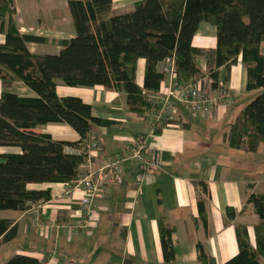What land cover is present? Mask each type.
<instances>
[{
  "label": "crops",
  "instance_id": "crops-1",
  "mask_svg": "<svg viewBox=\"0 0 264 264\" xmlns=\"http://www.w3.org/2000/svg\"><path fill=\"white\" fill-rule=\"evenodd\" d=\"M68 1L72 0H13L19 32L39 40L26 43L29 52L56 55L64 42L75 36ZM138 1L112 0L109 16L132 11ZM191 44L202 50L215 49V28L201 23ZM196 63L201 74L193 82H202L208 88L207 62L200 58ZM165 65L166 61L159 63L157 70L161 72ZM143 72L144 61L138 60L135 81L139 87L143 85ZM218 82L231 94L232 104L218 105L206 115L192 114L179 107L173 123L155 126L154 112L141 116L129 111L123 93L102 87L71 88L56 81L58 96L80 98L90 105L93 117L117 122L109 127H93L90 137L101 149L100 159L120 161L124 182L107 187L95 207L98 220L91 230L76 233L68 230L79 217L76 206L62 196V184L52 186L51 200L40 206L39 224L31 216L37 206L25 212L10 211L0 219L12 220L17 235L0 246V262L12 255H25L40 264H198L196 245L200 243L205 254L212 256L216 264H223L237 253L234 228L240 224L246 225L253 244V227L258 217L247 199L251 193L264 194V160L261 163L256 158L263 144L257 152L247 153L230 148L224 134L247 104L249 94L260 90L246 91V71L240 58L229 69L218 70ZM7 85L17 90L13 94L34 96L21 83ZM163 93L161 83L160 92L154 95ZM35 132L58 140L52 135L55 133L60 136L58 141L79 139L64 124L38 126ZM138 142L144 143L149 158L154 159L148 166L129 159L130 147ZM8 152L19 151L0 148V154ZM199 200L204 202L202 216ZM228 209L234 212L230 220ZM159 223L172 231L171 261L163 257ZM17 241L20 246L9 257L2 252Z\"/></svg>",
  "mask_w": 264,
  "mask_h": 264
},
{
  "label": "trees",
  "instance_id": "trees-1",
  "mask_svg": "<svg viewBox=\"0 0 264 264\" xmlns=\"http://www.w3.org/2000/svg\"><path fill=\"white\" fill-rule=\"evenodd\" d=\"M111 1H68L75 36L64 42L58 54L37 55L29 52L26 43L39 40L19 32L13 0H0V82L21 83L34 94H0V148L19 151L0 154V212H25L49 202L52 186L77 177L91 129L117 123L93 117L90 105L80 98L58 96L56 81L71 88L102 87L123 93L128 110L144 116L156 111L150 96L160 92L164 79L163 70H157L159 63L173 60L177 80L193 83L201 74L196 61L203 58L208 67L206 76L216 88L218 70L229 69L240 58L246 71V91L261 92L236 115L224 140L230 148L247 153L257 152L264 144V0H140L132 11L112 17ZM201 23L216 30L213 50L192 47ZM138 60L144 61L142 87L135 81ZM47 124L67 125L78 141H58L35 132ZM68 147L79 148L83 154L66 152ZM31 184L47 186L34 189ZM247 204L258 217L253 227L254 243L246 225H236L237 253L223 264H264V194H249ZM198 207L202 216L203 200L198 201ZM233 216L228 209L227 219ZM171 232L159 223L165 261L173 259ZM16 235L14 222L0 219V246ZM196 248L198 264H216L200 243ZM4 264L40 262L12 255Z\"/></svg>",
  "mask_w": 264,
  "mask_h": 264
},
{
  "label": "built area",
  "instance_id": "built-area-1",
  "mask_svg": "<svg viewBox=\"0 0 264 264\" xmlns=\"http://www.w3.org/2000/svg\"><path fill=\"white\" fill-rule=\"evenodd\" d=\"M162 81L164 93L150 97L151 104L156 107L153 125L163 126L166 121H174L178 108L181 107L192 114H210L218 105L233 103L231 94L219 83L216 88H206L202 82L180 83L177 80L173 60L166 61L163 69ZM85 147V161L77 171V177L69 183L62 184V196L70 205L76 206L79 220L68 226L70 233L91 230L98 220L95 207L104 197L106 189L111 185H121L124 182L120 161L117 159L102 160L98 153L100 147L90 137ZM66 152L77 155L83 154L78 149L66 148ZM149 153L143 142H138L129 149V159L141 166H148L151 162ZM78 195V197H76ZM39 208L31 211L35 224H39Z\"/></svg>",
  "mask_w": 264,
  "mask_h": 264
},
{
  "label": "rangeland",
  "instance_id": "rangeland-1",
  "mask_svg": "<svg viewBox=\"0 0 264 264\" xmlns=\"http://www.w3.org/2000/svg\"><path fill=\"white\" fill-rule=\"evenodd\" d=\"M139 74H140V72L138 71V73H137L138 77L137 78L140 77ZM10 87L11 86H8L7 84H2L0 82V93L1 92L17 93V92H13V91H17L16 89H13V88L10 89ZM260 92L261 91L251 92V94H249L250 98H249L247 103H249L252 99H254ZM52 135H53V137L55 139H58V140L60 139L59 138L60 136L56 135L55 133H52ZM63 139H65V138H63ZM256 158H257V161L260 160V162L263 163V160H264V144H263V147H262V151L257 153ZM263 173H264V171H263ZM263 177H264V174H263ZM46 186H47L46 184H31V185H29L30 188H34V189H40V188H44ZM8 214H10V211H1L0 212V218L7 217ZM20 244H21L20 241L14 242V243H12V245L4 247L2 249V252H5L8 255V257H9V255H11V253L15 250V248L20 246ZM5 262H6V260L3 261V262H0V264H4Z\"/></svg>",
  "mask_w": 264,
  "mask_h": 264
}]
</instances>
